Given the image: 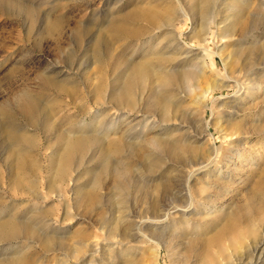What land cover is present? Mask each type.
Returning <instances> with one entry per match:
<instances>
[{"label":"rangeland","instance_id":"1","mask_svg":"<svg viewBox=\"0 0 264 264\" xmlns=\"http://www.w3.org/2000/svg\"><path fill=\"white\" fill-rule=\"evenodd\" d=\"M157 1L165 3V0H10L9 4L0 5V125L4 120L1 109L12 108L14 99L23 91L30 92L44 106L39 127L28 125L21 117L13 118L15 127L23 128L32 135L36 144L33 150L23 152L22 159H14L9 154L8 145L3 142L4 135L0 132V221L12 215L32 221L39 211H48L42 222H36L42 233L64 237L70 246L75 247L78 242L84 245L73 258H68L65 251L45 252L30 239H17L11 246L4 241L0 242V259L11 251L21 250L33 264H193V258L184 249L188 245L193 246L194 238H209L219 227L232 223L225 220L228 213L245 203L252 194V235L242 234L245 223L239 222L236 224L239 229L224 236L214 249L223 247L227 254L236 250L235 254L241 256L260 246L261 261L257 262L252 257V264H264V220L260 218L264 214V0L222 1L216 18L222 24L210 26V31L208 29L206 33L203 30L198 37L186 29L187 21L191 20L194 28L204 21V25H207L208 21L195 6L196 0H179L180 4H174L172 8L181 14L184 12V15L179 14L183 23L178 26L176 36L190 48L180 49L187 51L186 55L174 52L175 36H166L164 28L142 31L141 21L124 19L129 11L147 9ZM25 2L39 7L37 20L40 22L36 21L37 25L30 23L23 15L20 3L23 6ZM39 16L63 18L61 35L54 36L53 40L46 37L41 26L45 18L42 20ZM89 22L92 25L86 28ZM114 23L124 29L119 36L112 33V26H116ZM77 27L88 34H106L112 51L109 58L95 62L89 51L91 42L87 39L75 41ZM134 33L139 34L135 38L139 41L135 44V39L131 38ZM201 50L206 54L205 59L200 58ZM111 55H116V60L111 61ZM117 55L122 59H118ZM224 60L229 70L233 69L235 75L239 74L238 80L247 75L245 83L251 87L250 90H243L240 84L228 79ZM140 61L150 64L151 70L162 66L181 71L189 67L201 68L203 63L206 65L204 78L196 82L195 90L189 95L181 90L174 93V100L185 99L182 103L185 121L171 120L163 124L164 128L181 129L172 133L171 139L182 138L185 134L191 136L190 142L200 147L199 153L204 158L210 145L218 149L216 162L211 165L208 175L198 174L195 177L192 189L195 199L190 207L193 214L182 221L178 208L169 212V218H156L149 212V205L155 197L162 201L154 188L155 179L161 174V179H173L170 183L172 189L176 190L180 186L179 177L183 178L184 174L177 171L179 160L157 154L146 142L156 136L167 135V129H161L155 115L144 108L147 86L132 90L136 95L133 111L124 110L125 113L104 105L107 112L97 118V123L102 125L104 121L111 120L114 114L124 112V119L117 124L118 131L127 132L129 143L142 145L148 162L159 159L153 172H147L146 161L128 158L132 172L127 175L125 188L116 190L112 177L122 174L121 161L134 153L112 149L115 151L112 159L121 163L116 166L115 172L106 173V169L101 171L103 162L97 154L90 158V150L78 159L77 169L70 167L66 179L77 178V186L83 187L84 193L92 188L101 201L97 206L90 210L82 205L75 206L78 194H73L72 186L67 183L54 187L55 193H50L46 187L52 176L51 166L59 159L55 155L61 145L56 139L58 131L70 128L69 124L73 121L68 122L66 114H74V108L69 104L70 97L56 98L51 92H41L38 75L56 71L60 78L76 81L78 87L74 89L72 99L87 111L88 115H85L90 118L97 108L87 93V89H90L88 86L102 80L101 91L106 92V97L115 85L113 79L123 71L121 67L124 63ZM240 82H244V78ZM222 83L224 87L208 92L206 107L203 105L199 109L194 106L202 89ZM62 107L65 108L64 114L60 111ZM236 125L240 127L238 131ZM204 128L208 131L205 132ZM115 135L109 134L108 139L115 138ZM226 135L233 138L232 142L225 138ZM195 137L199 140L195 141ZM230 143L231 146L235 144L233 148ZM235 153L240 154L239 160L235 161ZM92 178H95L94 184ZM96 182L101 185L95 187ZM9 184L14 186L12 191ZM144 186H147V190ZM177 194L175 191L173 205L188 207L189 204H184L186 199ZM204 197H208V201H203ZM44 220H47L48 226H44ZM138 226L140 231L137 230ZM113 227L114 234H110ZM150 230L154 234L161 233V236L151 238L150 232H147ZM124 231L127 232L124 234ZM76 233L82 237H76ZM230 239L237 241L234 250L229 246ZM260 242L262 245H259ZM7 247H11L10 250L3 253L2 250ZM154 251L157 253L154 254ZM247 262L249 259L244 260V264Z\"/></svg>","mask_w":264,"mask_h":264},{"label":"bare ground","instance_id":"2","mask_svg":"<svg viewBox=\"0 0 264 264\" xmlns=\"http://www.w3.org/2000/svg\"><path fill=\"white\" fill-rule=\"evenodd\" d=\"M222 1L224 0H196L195 6H197V9L199 10L201 16L203 18L205 17L208 23L207 25H204L205 21L201 22L197 26V28H194V24L190 23L191 20L189 19L190 22L187 21L186 24L188 27L186 29L189 30V32H191L192 34H195L196 37H198L201 35L203 30H206L207 33L210 26L212 25L218 26L219 24H222L220 20L216 19L217 16L219 15L218 8L221 5ZM9 3L10 0H0V5H5ZM174 4H180V1L165 0V3L162 2V4L159 1H157L155 2L154 5H150L149 7L150 9L149 8L134 9L129 11L130 13H127L124 19L127 21H132V20H136L137 22L141 21L142 31H147L148 29L152 30L154 28L156 29L164 28L163 30H166V36L172 34L175 36L176 43H175L174 52L186 55L187 51L185 50L180 51V49H190V48H187L182 42H180L181 40L178 37V35L176 36V33L178 34L177 32L178 26L181 25L183 21L179 16L181 12L174 10L172 8ZM10 6L12 7V5ZM20 6L23 8L22 9L23 15L25 14L27 16L26 18L29 19L30 23L32 22L34 24L36 21H39L37 20L38 19L37 9L39 7L35 8V6H32V4H28L26 2L23 4V6L20 3ZM12 8H14V6ZM182 14L184 15V12ZM46 15L47 14L45 13L44 16ZM209 15L211 16V18L209 17ZM39 17L42 20L45 18L42 16ZM120 19L122 20V16L120 17ZM31 25L32 24H30V26ZM34 25L37 24L35 23ZM42 25L44 28L43 32L45 30L46 37L52 38L51 40H53V38H55L54 36L61 35L60 33L62 31L63 18L54 17L51 19L49 17H46L41 23V26ZM91 25L92 23L89 22L88 24L85 25V27L89 28V26ZM114 25L116 26H112V33L114 36L115 35L119 36L120 32H122L124 29L117 26L118 25L117 23H114ZM77 30L78 31L74 37L75 41L79 42L87 39L89 40V42H91V48L89 49V51L91 52V56L95 60V62L98 63L101 62V60L107 59V57L109 58V54H111L112 51H110L111 49L110 39L106 34L103 35L99 33L97 35L88 34L85 33V30H82L81 27H77ZM138 35L139 34L136 35L134 33L133 34L134 37L131 36V38L135 39L138 37ZM136 41L139 40L135 39L133 44H135ZM203 51L204 50L200 51L202 52L200 58L205 59L206 54ZM237 53H239V51H237ZM237 53H235V55H237ZM254 53L255 50L254 47H252V54ZM160 54L164 55L162 52ZM117 57L120 60L122 59V56L120 55H117ZM195 58H197V55L194 57V59ZM110 59L111 61L112 60L114 61V59L116 60V55L115 56L111 55ZM124 61L126 62V60ZM150 67L151 65L148 64L146 61H142V62L140 61L139 63H130V62H127V64L124 63V66L121 67L123 71H121L118 74L119 76L117 78L113 79L115 85L111 87V91L106 97H105L106 92L101 91L102 80L96 81L95 84L94 83L90 84L88 86L90 87V89H87V93L90 94L92 103L94 107L97 108L93 111V114L90 116V118L89 116H86L88 115V113L86 114L87 111L85 112L84 109L79 104H76L75 101L72 99V96L74 94V89L75 88L77 89L78 87V83L76 81H72V80L70 81V79L66 77L60 78L61 76L56 71H54L53 73L51 72L48 74L38 75L37 77L39 83L38 88L41 92H51L56 98L62 96L70 97L69 104H72L74 108V114L72 115L66 114V118L68 122L73 121L71 122V124H69L70 128L61 129V130H59L58 128L59 131L56 139L57 141H59L61 145L55 151V155L59 159L57 160L54 166H51V168L53 169L52 176L46 184V187L50 189L49 190L50 193H55L56 190L53 191L54 187H61L67 183L68 186L70 185L72 186L71 191L73 192V194H78L75 202V206L82 205L85 206L86 209L90 210L91 207L97 206L101 202L100 198L95 193H93L94 191L92 190V188L90 192L84 193L82 190L83 187L79 188V186H77V178L70 177L69 179H66L70 167L72 166L77 169L79 166L78 159L82 158L83 154L86 153V151H90V150L92 152L90 158H94L96 154L98 158H101L103 162L101 164L102 172L104 169H106L105 170L106 173L115 172L116 166L122 162L119 165L121 166L120 171L122 172V174L120 173L119 176L115 175L116 177L115 176L112 177L113 186L114 189L116 190H123L125 188L127 175H129L130 172H132V168H131L132 164L127 160L128 158L131 159L135 158L142 161H146L147 172H153L154 168L157 167V163L159 162V159H153L152 162H148L147 161L148 157L144 153V149L142 145L133 144V142L131 141L129 143L128 135L126 134L127 132L124 133L118 131L119 125L117 126L118 122L123 120L126 115L125 114L126 112L124 110H126L127 112L134 110V106L136 104L135 102L136 95L133 93L132 90L135 88H142V86L145 87L147 86L146 88L149 87L148 96L144 103V108L148 112H151L155 115L161 129L163 130L167 129L166 131L167 135L164 137L156 136L146 142L149 146H151L153 151L156 152L157 154L162 153L165 154L167 157H169V159L171 160H179L180 167L179 170L177 171H179L180 174H184L183 178L179 177L181 184L179 181L180 186L179 189L177 188L178 190L172 189V185L170 182L173 179H170L168 177H165L166 180L165 178L161 179L163 174H161L155 179L156 183L154 188L160 194L161 196L160 199L162 198V201L157 200V198L155 197L149 205V212L156 218L160 216L167 218L171 210L178 208L179 210H181V218H182L181 221L185 219L188 215L193 214L192 210L190 212V207L193 206V202L195 199L194 193H192L193 181L196 179L195 177L198 174L208 175V171L212 169L211 165L214 163V161L216 162L218 149L215 148L213 145H210L206 152V157L204 158L199 153L200 147L190 142L191 136H186L185 134V136L183 135L182 138L171 139L170 135L172 133H175V131H179L181 129H171L168 127L164 128L163 124L171 120H177L180 123H182V121L184 120V110L182 109V103L185 102V99L174 100L173 99V97L175 96L174 93L175 92L179 93L180 92L179 90H181L186 95L187 94L189 95L190 92L195 90L196 89L195 86L197 84L196 82L202 81L204 78L206 72L205 71L206 65L203 63L201 68L189 67L187 69H182L181 71H177L176 69L164 68L162 66L157 70H151L149 69ZM224 69L226 71L225 74L227 75L229 80L230 79L233 80L235 84L236 83L240 84L243 90L251 89V87L247 86V83H245L247 80V75L242 76L241 79L244 78V82H240L241 79L238 80L239 74L235 75L236 71L234 72L233 69L230 70L228 69V63H226V60H224ZM257 69L260 70V68ZM224 86L225 84L223 83L214 84L213 86H209L206 89H202L198 96V100L194 102L195 104L194 106H196L199 109L204 106L206 107V105L204 104L208 92H211L213 89H218ZM98 93L100 96H98ZM98 98L99 100H97ZM181 98H184V96ZM14 101L15 102L12 108L3 107L1 109V114L4 120L3 123L0 125V132L1 134L4 135L3 142L8 145L9 154L12 157H14V159H19V158L22 159L21 157L23 155V152L33 150V147L36 144L34 137L32 135L27 134L23 128L17 129L15 127L13 118L14 116L21 117L23 121L28 123V125L39 127L38 122H40V115L44 111V106L39 101L38 98L34 97L33 95H31L30 92L27 91L21 92L14 99ZM104 105L110 106L111 108L116 109L118 111H124L125 113L118 112L117 114H114V116H112L111 120L107 122L104 121L102 125H99L97 123L98 121L97 118H99V116H101L102 113L107 112V107H103ZM60 111L63 112L64 114L65 108L62 107ZM235 128L236 131L240 129L239 125H236ZM85 129H90V130L85 131ZM205 129L206 128H204V131ZM206 131H208V129ZM111 133L116 134L115 135L116 137L113 139H108V136ZM210 136L211 135H208V137ZM195 138H196L195 141L199 140L198 137ZM225 138H229L230 141L233 140V138H230L228 135H226ZM229 145L230 147L233 148V145L235 144L232 143L231 146L230 143ZM92 147L94 148L91 149ZM112 149H114L116 152L124 149L125 152L134 153V154H132V157L127 156L126 158H124L123 159L124 161L122 160L121 162L119 161L114 162L111 155H113L115 151H113ZM198 154H200L199 157H197ZM187 156L188 158H186ZM233 157H235V161L236 159L239 160L240 154L235 153ZM95 178H92L93 184L95 183ZM218 178L222 179L220 177ZM100 185L101 184L96 182L95 187H99ZM146 187L147 186H144V189H146ZM13 188L14 186L9 184V190L12 191ZM175 191H177L178 193L177 196L180 195L181 197L186 199L187 204L186 203L184 204L185 205L189 204L188 207H185L183 205V207H185V209H183V207L180 208L173 205V202H175ZM203 201L205 202L208 201V197H204ZM162 203L164 204L161 205ZM47 214L48 211L41 210L39 211V214L32 221L14 215L8 216L7 220L0 221V242L6 241L8 242L7 245L11 246L13 241H16L17 239L25 240L26 238L28 240L30 239L31 241L36 242L45 252L65 251L68 253V258H73L76 252L78 251V249L79 248L83 249L84 245L78 242L76 243L75 247L70 246L65 241L64 237L58 238V237L49 236L46 233H42V230L37 228V223L42 222V218L45 217ZM228 215L229 216H227L225 220H229L232 223L229 224L227 223L219 227V229L215 232V234L210 236L209 238L204 237L198 240L194 238L195 243L193 242V246L191 247L190 245H188V247L184 249V251L190 255L189 257L193 258L196 264H212V263L244 264V260L247 259H249V262H247L246 264H252V257H255L254 259H257V262L261 261L262 250L259 251L260 246L256 247L253 252L251 249V252L249 251L250 253H247V255L242 254L241 256H237L235 254L236 250H234L235 244L237 243L235 239H230L229 241V246H232L231 248L234 251H231L228 254L225 251L226 249L223 247H219L218 250L214 249L215 245L219 246L220 241L224 236H226L228 233H232L237 229H239V227L236 226V224H238L239 222L245 223L244 224L245 228H243L244 232H242V234L246 233V235L247 234L252 235V230H253L252 229V194L245 201V203L236 206L231 212L228 213ZM260 218L264 220V214L263 216L261 215ZM46 221L47 220L43 221L44 226H48ZM139 226L137 227L138 231L141 230ZM114 228L115 227L111 229L110 234H114L113 233ZM126 232L124 231V234ZM147 232H150L151 238H156L157 236H161L160 235L161 233L154 234V232L151 230ZM239 232L240 231H238L237 234ZM262 235H264V233H262ZM75 236L82 237L81 234H77V233ZM259 245H262V242H260ZM10 248L11 247H7L3 249L2 252L3 253L8 252ZM156 251H154V254ZM0 264H33V263L30 261L29 257L23 253V251L16 250V251H11L10 253L2 256V258L0 259Z\"/></svg>","mask_w":264,"mask_h":264}]
</instances>
